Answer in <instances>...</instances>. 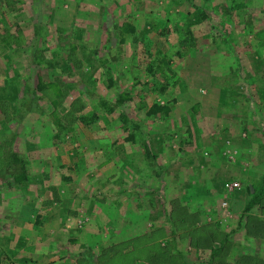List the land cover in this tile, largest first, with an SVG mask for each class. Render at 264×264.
I'll return each mask as SVG.
<instances>
[{"label":"rangeland","instance_id":"1","mask_svg":"<svg viewBox=\"0 0 264 264\" xmlns=\"http://www.w3.org/2000/svg\"><path fill=\"white\" fill-rule=\"evenodd\" d=\"M121 90L132 98L117 102ZM155 102L169 112L149 113ZM74 176L91 185L72 194ZM254 186L264 190V0H0V201L13 196L14 218L38 230L81 195L63 222L79 230L95 222L85 197L115 200L107 232L129 217L144 227L99 264H262L264 235L246 226ZM250 212L264 220L260 205Z\"/></svg>","mask_w":264,"mask_h":264},{"label":"crops","instance_id":"2","mask_svg":"<svg viewBox=\"0 0 264 264\" xmlns=\"http://www.w3.org/2000/svg\"><path fill=\"white\" fill-rule=\"evenodd\" d=\"M102 166H104V163ZM108 166L114 167L111 172H115L117 168H119L120 172L122 171V165L115 166L108 163ZM131 167L134 168L132 165ZM77 172L79 175L83 174L81 170L73 173ZM80 183H84L85 186L91 185L87 177H85V181H77L74 176L69 184L72 188V194L75 193ZM2 194L7 196V198L9 196L5 192ZM12 197L2 203L0 201V257L4 254L5 257L1 258L13 264H99L96 260L98 254L109 250L111 243H117L129 238H139L142 235L144 224L134 221L130 217L122 218L126 227L122 231H125V234H121L122 231L107 232L106 228H103L107 224L108 226L112 225L109 220L110 217L106 216L110 208L105 207L107 204H114L115 200L106 202L100 198L91 200V198L85 197L86 203L89 204V206L86 204L85 208L90 212L92 221L94 219L95 222H91L89 226H85L82 229L74 230L73 228H65L66 225L63 222L68 216L74 215L81 208L80 204L83 196L78 195L76 198H66L63 202V212L61 211L57 216L50 218L49 222L43 223L38 230H35L32 224L27 222L28 219L26 217L18 218L19 216H16L18 218L16 219L14 218L15 215L13 216L10 213L12 212L11 209H15L14 207L18 205V203L13 204ZM33 203L38 207L37 202L34 201ZM125 204H129L127 198H122L116 203L118 207ZM50 212H53V210ZM13 218L16 221H20L18 223L15 222L14 225H8L7 221ZM112 219L114 218L112 217ZM53 221L57 222L52 223ZM8 230H10V236H8ZM101 244L105 245L101 246ZM93 249L94 255L90 254ZM127 250H130V248H127ZM113 258V255L110 254L106 260L111 264ZM84 259L86 260L84 261ZM133 264H138V262Z\"/></svg>","mask_w":264,"mask_h":264},{"label":"trees","instance_id":"3","mask_svg":"<svg viewBox=\"0 0 264 264\" xmlns=\"http://www.w3.org/2000/svg\"><path fill=\"white\" fill-rule=\"evenodd\" d=\"M127 25H128L127 27L123 28L124 32L129 31V32L132 33V32L135 31V27H134L133 24L127 23ZM121 37H122L121 40L125 39L123 35ZM148 69L150 70V66H148ZM43 86L44 85L41 83L39 87H41V89H42ZM131 98H132V96L130 94V91L121 90L118 93L117 102L124 103L125 101H127V100H129ZM100 104L108 112H113L115 110L114 106H111L109 104L108 99H105V98L102 99ZM160 109H162V110H164V112L168 113L170 108H169V106L167 104H161L160 102H155L150 107L149 113L158 112ZM146 151L149 152V149H148L147 146H146ZM12 156H14L15 161L17 162V165L20 166L19 171H17L16 174H15L17 181L25 180L26 177H27L26 166L24 165L23 161L18 157V153L17 152H13ZM254 189L255 190L252 191L251 188L249 187V193H250L251 198L248 199L247 205L245 206V212L248 213V216H251L250 220L246 223V226L248 227V231L247 232H248V234H252L254 236H262V235H264V220L263 219H258L257 216L255 217V215L251 214L250 211L257 204L260 205L264 209V198H263L264 197V194H263L264 190L260 189V188H256V186H254ZM217 253H218V251L215 254H217ZM159 255L163 256L164 252L160 251ZM215 256H211L207 260V263H205V264L211 263L213 260H216ZM154 258L156 259V257H154ZM0 264H13V263L10 262V261L4 260V259H2L0 257ZM157 264H160V263L157 261ZM214 264H228V263L225 262V259L222 256V258H220V259L217 258L216 263H214ZM262 264H264V263H262Z\"/></svg>","mask_w":264,"mask_h":264},{"label":"built area","instance_id":"4","mask_svg":"<svg viewBox=\"0 0 264 264\" xmlns=\"http://www.w3.org/2000/svg\"><path fill=\"white\" fill-rule=\"evenodd\" d=\"M237 184H238L237 182H229V183H227V186L233 188V187H235ZM85 220H87V219H85Z\"/></svg>","mask_w":264,"mask_h":264}]
</instances>
